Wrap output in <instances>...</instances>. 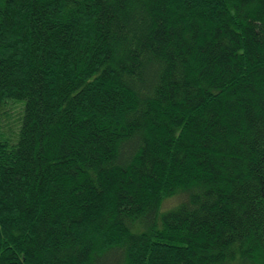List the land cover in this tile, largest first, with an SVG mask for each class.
I'll list each match as a JSON object with an SVG mask.
<instances>
[{"label":"trees","instance_id":"16d2710c","mask_svg":"<svg viewBox=\"0 0 264 264\" xmlns=\"http://www.w3.org/2000/svg\"><path fill=\"white\" fill-rule=\"evenodd\" d=\"M0 264H264V0H0Z\"/></svg>","mask_w":264,"mask_h":264},{"label":"rangeland","instance_id":"374dc122","mask_svg":"<svg viewBox=\"0 0 264 264\" xmlns=\"http://www.w3.org/2000/svg\"><path fill=\"white\" fill-rule=\"evenodd\" d=\"M173 202H174V200H169V201H167V202L164 204V206H165V207H168V206L174 204Z\"/></svg>","mask_w":264,"mask_h":264}]
</instances>
